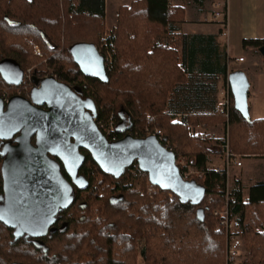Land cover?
<instances>
[{"label":"trees","instance_id":"1","mask_svg":"<svg viewBox=\"0 0 264 264\" xmlns=\"http://www.w3.org/2000/svg\"><path fill=\"white\" fill-rule=\"evenodd\" d=\"M183 19L184 9L169 0H134L118 7L116 24L107 30L105 0H0V60L11 58L24 72L32 69L33 78L53 76L92 97L95 121L110 141L112 135L144 137L160 130L161 143L175 153L181 174L187 165L194 168L198 175L187 179L205 190L197 205L181 203L173 193L169 198L156 186L148 196L147 174L135 162L115 178L82 149L79 172L87 185L75 190L64 210L65 230L44 238V252L15 239L0 222V264H136L140 241L144 264H224V231L214 211L226 203L249 251L246 262L264 264V181L251 185L243 197L234 180L226 200L225 175L207 166L209 156H224L225 140L194 131L222 124L231 156L264 157V118H243L230 92L228 117L214 111L173 120L166 107L186 72L170 32ZM83 42L104 57L106 81L85 76L73 60L71 47ZM242 45L258 51L264 38L245 39ZM17 88L0 78L2 97ZM197 209L202 213L197 215Z\"/></svg>","mask_w":264,"mask_h":264},{"label":"water","instance_id":"2","mask_svg":"<svg viewBox=\"0 0 264 264\" xmlns=\"http://www.w3.org/2000/svg\"><path fill=\"white\" fill-rule=\"evenodd\" d=\"M258 51L264 57V46ZM71 54L82 74L106 81L105 59L93 44L77 43L71 47ZM0 77L8 85L19 86L24 71L13 59L2 58ZM228 83L235 109L249 119L246 74L242 70L232 71ZM95 112L92 97L79 94L53 76L33 78L28 97L21 94H13L6 100L0 97V140L15 137L17 144L10 149L23 152L13 163H7L6 159L2 166L0 220L4 225L21 229L36 221L45 229L52 225L58 212L71 205L76 182L79 190L87 185L79 173L85 160L81 149L101 170L115 178L135 162L153 186L170 191L181 203L201 202L204 188L183 178L175 153L154 134L144 137L124 134L110 141L97 125ZM53 158L63 165L71 181L60 173ZM201 213L197 209V215ZM53 231L51 228L49 236Z\"/></svg>","mask_w":264,"mask_h":264},{"label":"crops","instance_id":"3","mask_svg":"<svg viewBox=\"0 0 264 264\" xmlns=\"http://www.w3.org/2000/svg\"><path fill=\"white\" fill-rule=\"evenodd\" d=\"M114 1L116 5L113 17L120 5H127L134 0ZM169 1L184 9L183 21L174 25L170 32V40L182 54L186 72L185 80L171 96L166 107V111L175 115L173 120L219 111L217 102L223 97L222 92L226 88L229 73L235 70H242L248 78L249 110L252 100L264 99L263 56L259 51L242 45L245 39L264 38V0H226L227 37L221 35V24L213 16L215 0ZM110 2L112 0H105V20ZM243 54L246 56L243 57ZM239 57H243V60L238 61ZM257 118L264 117L258 116L255 119ZM194 129L215 138L220 137V132L224 131L222 124L208 129L196 126ZM239 160L241 165H231L232 179L239 180L242 196L245 197L251 185L264 181V157L243 156ZM243 160L249 163L246 169L241 170L244 166ZM223 163V157L216 155L209 156L207 160L208 167H222Z\"/></svg>","mask_w":264,"mask_h":264},{"label":"built area","instance_id":"4","mask_svg":"<svg viewBox=\"0 0 264 264\" xmlns=\"http://www.w3.org/2000/svg\"><path fill=\"white\" fill-rule=\"evenodd\" d=\"M213 16L218 19V22L221 24V35L228 36V23H227V2L226 0H215L213 3ZM34 52L38 53L39 48L37 45H34ZM238 61H242L243 57L237 58ZM223 97L217 102L218 110L225 116L228 117L229 113V99H230V87L227 82L226 88L223 90ZM6 99V98H5ZM180 121V119L178 120ZM113 128L107 130V133L110 134ZM158 140L161 142V131L156 129L152 133ZM116 140V137L112 135V141ZM225 143L223 144L224 156H223V166H212L211 169L216 171L219 174L225 175V187H226V200L229 192V169L232 164L236 166L241 165L240 160H237V157L231 156L228 148V134L225 132ZM166 147L165 145H163ZM167 148V147H166ZM169 149V148H168ZM182 164V161H179ZM190 170V169H189ZM191 171V170H190ZM183 178L186 179V172L182 173ZM169 195L172 193L168 191ZM214 214L219 216L218 225L224 231L225 235V260L224 264H248L246 261L249 258V251L245 248L243 239L238 232L237 222L235 216L231 215L227 203L219 211H214Z\"/></svg>","mask_w":264,"mask_h":264},{"label":"flooded vegetation","instance_id":"5","mask_svg":"<svg viewBox=\"0 0 264 264\" xmlns=\"http://www.w3.org/2000/svg\"><path fill=\"white\" fill-rule=\"evenodd\" d=\"M27 77L28 76L24 72V77H23L22 83L19 86H15L16 88L18 87L16 90L18 92H20L19 94H21V90L25 91L24 94H21L25 97L29 96L30 90L33 87V74L30 75V79H28V80H27ZM39 78H41V77H39ZM9 86H13V85H9ZM76 92H77V90H76ZM79 94H81V93H79ZM0 97H2V96L0 95ZM8 97H6V99ZM2 98L4 100H6L4 97H2ZM30 140L33 143L35 140V136L34 135L31 136ZM16 144H17V141L15 140V137L10 139L9 141L0 140V205L2 204V195H3V176H2L3 163L7 159L6 162L11 164V163H13V161L17 160L21 156V154H23L22 151L10 149V146H14ZM10 153H12V156L9 157ZM53 159L58 162L60 173L62 175H64L69 181H71V179L65 173L64 167L59 162V160L56 158H53ZM75 190H77V182H76ZM32 215L33 214H30V216H32ZM0 222H1V220H0ZM65 226H66V220L64 218V210H63V211L58 212V214L56 215L55 222L52 225H50L49 227H47L46 229L40 223V221H36V223H30L29 222L27 224V226L25 228H22V229L18 228L17 226H6V227H8L12 230V234H13V237L15 239H21L22 241L31 243L34 248H37L39 251L45 252L46 248H45V244H44V238L52 236V235L49 236L51 234V228H54V231L52 232V234H54L57 231L58 232L64 231Z\"/></svg>","mask_w":264,"mask_h":264},{"label":"rangeland","instance_id":"6","mask_svg":"<svg viewBox=\"0 0 264 264\" xmlns=\"http://www.w3.org/2000/svg\"><path fill=\"white\" fill-rule=\"evenodd\" d=\"M77 0H72V2H76ZM115 5H116V2L114 1V0H112V2H110L109 3V5H108V9H107V15H108V17H107V19L106 20H104L105 21V26H106V29L107 30H110L111 28H113L114 26H115V24H116V20H117V12L114 14V17L112 16L113 15V11H114V9H115ZM39 48V47H38ZM239 50H240V48H239ZM33 52H34V47H33ZM34 54H38V55H40V48H39V52L38 53H35L34 52ZM244 56H246V54H243V57ZM246 59H247V61H249V58H248V56L246 57ZM247 61L246 62H244V64L245 63H247ZM25 74L28 76L27 77V80L28 79H30V75L32 74V69H27L26 71H25ZM43 77V76H42ZM252 77V76H251ZM20 91V90H19ZM20 92H18L17 91V93H15V94H19ZM250 104H251V109L249 110V117L251 118V119H255L256 117H258V116H261V117H264V99H262V98H259L257 101H255V100H252L251 102H250ZM194 130V129H193ZM195 131V130H194ZM222 131H223V129H222ZM225 130L223 131V132H220V137L219 138H222V139H224L225 138ZM238 159L237 160H239V158L240 157H237ZM243 162H244V166L241 168V170H243V169H246L247 168V164L249 163L247 160L245 161V160H243ZM264 163V162H263ZM262 163V165H264ZM187 165V164H186ZM185 165V163L182 161V164H181V166H186ZM210 168L212 167V166H209ZM191 171H190V170ZM186 172V179H187V177H189V176H192V175H198V173L194 170V168H192V167H190V166H188L187 165V170L185 171ZM143 174H144V172H142ZM232 168H230L229 169V186L232 184V181H233V179H232ZM148 179V178H147ZM245 183H248V181L247 180H245ZM136 188L137 189H139L140 188V185L139 184H137L136 185ZM145 190H146V194L148 195V196H152L155 192H156V187L155 186H153L149 181H147V183H146V186H145ZM167 196L169 197V198H172V196H173V194H171V195H169V193H168V191H167ZM237 221V220H236ZM142 247H143V241H140L139 243H138V246H137V255H136V264H144V259H143V257H142V255H141V253H140V251H141V249H142ZM224 250H225V235H224ZM225 252V251H224ZM225 254V253H224Z\"/></svg>","mask_w":264,"mask_h":264}]
</instances>
